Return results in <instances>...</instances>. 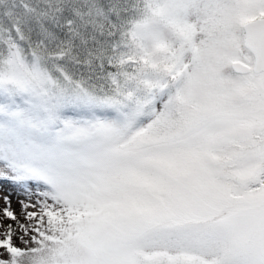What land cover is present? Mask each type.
Masks as SVG:
<instances>
[{
    "label": "snow or ice",
    "instance_id": "obj_1",
    "mask_svg": "<svg viewBox=\"0 0 264 264\" xmlns=\"http://www.w3.org/2000/svg\"><path fill=\"white\" fill-rule=\"evenodd\" d=\"M0 264H264V0H0Z\"/></svg>",
    "mask_w": 264,
    "mask_h": 264
},
{
    "label": "rangeland",
    "instance_id": "obj_2",
    "mask_svg": "<svg viewBox=\"0 0 264 264\" xmlns=\"http://www.w3.org/2000/svg\"><path fill=\"white\" fill-rule=\"evenodd\" d=\"M0 188H2V190L7 193V192H11V196H12V208L17 211V213H19L20 211V204H19V201L21 199H24L23 196L19 195V192H18V189L10 184V183H7V182H3V183H0ZM4 205H3V201L0 200V208H2Z\"/></svg>",
    "mask_w": 264,
    "mask_h": 264
}]
</instances>
